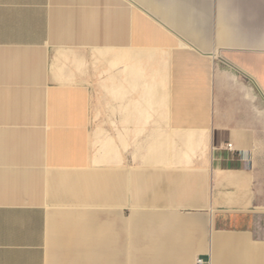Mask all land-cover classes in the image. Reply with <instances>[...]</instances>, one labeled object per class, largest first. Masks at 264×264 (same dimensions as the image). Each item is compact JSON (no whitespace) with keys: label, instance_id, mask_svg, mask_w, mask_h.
Instances as JSON below:
<instances>
[{"label":"crops","instance_id":"1","mask_svg":"<svg viewBox=\"0 0 264 264\" xmlns=\"http://www.w3.org/2000/svg\"><path fill=\"white\" fill-rule=\"evenodd\" d=\"M197 258L264 264V0H0V264Z\"/></svg>","mask_w":264,"mask_h":264},{"label":"built area","instance_id":"2","mask_svg":"<svg viewBox=\"0 0 264 264\" xmlns=\"http://www.w3.org/2000/svg\"><path fill=\"white\" fill-rule=\"evenodd\" d=\"M226 149L230 150V151H234L235 150V146L232 142H228L226 144ZM205 261L203 258H197V264H204Z\"/></svg>","mask_w":264,"mask_h":264},{"label":"rangeland","instance_id":"3","mask_svg":"<svg viewBox=\"0 0 264 264\" xmlns=\"http://www.w3.org/2000/svg\"><path fill=\"white\" fill-rule=\"evenodd\" d=\"M133 1H135L137 5H140L147 9V6H146L147 0H133ZM140 255H142V253H137V258H139ZM144 255H146V258H147V252H145Z\"/></svg>","mask_w":264,"mask_h":264},{"label":"bare ground","instance_id":"4","mask_svg":"<svg viewBox=\"0 0 264 264\" xmlns=\"http://www.w3.org/2000/svg\"><path fill=\"white\" fill-rule=\"evenodd\" d=\"M160 5V4H159ZM163 5V4H162ZM147 6V5H146ZM149 8V7H148ZM152 9V8H151ZM168 9V8H167ZM158 12V11H157ZM170 15V14H169ZM166 21V20H165ZM174 24V23H173ZM177 25V24H176ZM179 26V25H178ZM187 45V44H186ZM250 75V74H249ZM256 81V80H255ZM258 83V82H257ZM262 91V90H261Z\"/></svg>","mask_w":264,"mask_h":264}]
</instances>
